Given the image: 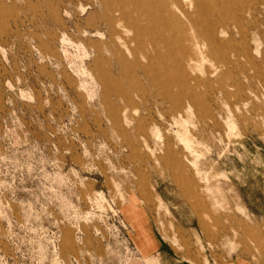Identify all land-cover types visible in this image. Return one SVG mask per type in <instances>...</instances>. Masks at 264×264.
I'll return each mask as SVG.
<instances>
[{"label":"rangeland","instance_id":"obj_1","mask_svg":"<svg viewBox=\"0 0 264 264\" xmlns=\"http://www.w3.org/2000/svg\"><path fill=\"white\" fill-rule=\"evenodd\" d=\"M149 229L264 264V0H0V264H145Z\"/></svg>","mask_w":264,"mask_h":264},{"label":"crops","instance_id":"obj_2","mask_svg":"<svg viewBox=\"0 0 264 264\" xmlns=\"http://www.w3.org/2000/svg\"><path fill=\"white\" fill-rule=\"evenodd\" d=\"M149 231H150V238H149L150 242L147 240L146 237L140 239L139 242H137L136 238H134L136 248L139 252L142 253V260L145 264H153V262L155 261L154 257L157 256L158 258H160L162 256V254L164 253L163 251H164V247H165L164 246L165 244H163L164 242L161 241L157 237V235L155 236L151 229H149ZM135 232H134V235L136 234ZM145 234H144V236H145ZM149 251H150V255L152 254L151 256H153V257L147 256L144 254L145 252L147 253ZM174 261H175L174 263L178 262L177 259H174ZM230 264H248V263L245 261H239L236 259L235 261H231Z\"/></svg>","mask_w":264,"mask_h":264},{"label":"bare ground","instance_id":"obj_3","mask_svg":"<svg viewBox=\"0 0 264 264\" xmlns=\"http://www.w3.org/2000/svg\"><path fill=\"white\" fill-rule=\"evenodd\" d=\"M166 33V32H165Z\"/></svg>","mask_w":264,"mask_h":264}]
</instances>
